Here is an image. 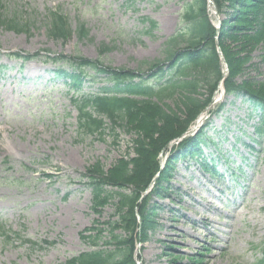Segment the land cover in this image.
<instances>
[{
    "label": "rangeland",
    "instance_id": "obj_1",
    "mask_svg": "<svg viewBox=\"0 0 264 264\" xmlns=\"http://www.w3.org/2000/svg\"><path fill=\"white\" fill-rule=\"evenodd\" d=\"M191 1L0 0V20L15 15L30 25L28 31L17 32L0 23V225L5 231L0 228V264H59L90 250L81 233L89 234L84 229L93 220L105 228L114 211L112 203L99 216L91 210V188L83 175L96 161L108 169L126 155L134 136L91 108L89 112L103 120V134L80 127L74 100L95 96L112 84L105 74L85 68L81 87L74 89L69 79L55 75L56 68L77 71L61 58L99 59L147 76L143 62L163 60L166 41L189 27L183 14ZM54 9L67 17L73 30L84 23L88 36L51 37L47 17ZM144 17L157 26L148 29ZM104 45L111 50L101 52ZM261 54L260 48L251 53L254 65L237 82L246 76L264 78ZM167 78L149 83L158 87ZM174 99L163 102L175 109ZM257 114L251 104L232 95L220 96L202 113L212 140L203 152L214 159L218 173L211 176L188 156L176 160L162 183V197L150 200L156 204L151 207L156 227L149 240L137 246L136 262L260 264L264 135L254 133ZM160 156L164 161L166 154ZM201 217L209 221L200 224ZM107 234L104 229L99 247Z\"/></svg>",
    "mask_w": 264,
    "mask_h": 264
},
{
    "label": "trees",
    "instance_id": "obj_2",
    "mask_svg": "<svg viewBox=\"0 0 264 264\" xmlns=\"http://www.w3.org/2000/svg\"><path fill=\"white\" fill-rule=\"evenodd\" d=\"M212 2L221 18L218 45L228 67V75L223 80L225 97H241L251 104L253 113L258 111L254 133L263 136L264 78L258 80L246 76L240 82L236 78L254 65L251 63L253 51L260 48L264 59V0ZM2 18L0 23L9 30H29V23L21 17ZM47 18V31L55 39L66 40L74 33L79 39L88 36L89 30L84 23L81 22L73 30L67 17L57 9L49 11ZM183 18L189 27L166 41L164 59L143 62L149 70L147 76L142 72L104 65L99 59L79 56L72 60L61 58L76 65L77 71L56 68L55 75L68 78L69 85L74 89L81 87L86 76L85 68L105 74L112 82L111 87H102L95 96L74 100L80 127L90 133L103 134V120L94 117L89 112L91 108L98 115L106 116L113 125L120 123L134 137L126 155L108 169H104L99 161L86 167L83 177L91 188V210L99 216L103 207L112 203L114 211L112 217L104 221L105 228L98 220H93L92 225L84 229L89 234L81 233V239L92 249L59 264H137L134 257L137 244L149 240L156 227L152 219L151 196H142L152 180L155 179L152 193L162 197L165 191L162 183L168 180L173 164L186 156L196 159L211 176L216 175L214 159L209 160L203 152V147L212 143L206 134L207 123L194 135L173 144L170 149L166 148L168 143L188 130L211 102L222 78V65L215 44L217 29L209 17L207 0L187 3ZM141 21L148 23V29L157 26L148 17ZM109 50L111 48L104 45L101 52ZM16 56L20 55L16 53ZM165 75L168 78L158 87L149 83L150 79L160 80ZM165 98H175V109L163 102ZM162 151L167 153V157L160 169L159 154ZM139 199L141 202H138ZM0 228L4 233V227L0 225ZM104 229L108 230V239L99 247L97 240ZM93 231L95 234H92ZM262 254L264 257V249ZM260 264H264V259Z\"/></svg>",
    "mask_w": 264,
    "mask_h": 264
},
{
    "label": "water",
    "instance_id": "obj_3",
    "mask_svg": "<svg viewBox=\"0 0 264 264\" xmlns=\"http://www.w3.org/2000/svg\"><path fill=\"white\" fill-rule=\"evenodd\" d=\"M208 3L209 4H211V8H213V11H214V14L216 15V18H217V21H218V25H217V32H218V29H219V26H220V20H219V16H218V14H217V12H216V8H215V5L212 3V1L211 0H208ZM215 44H216V52H217V54H218V56H219V60H220V62L221 63H223L224 64V70H223V72H222V79H224V77L228 74V67H227V64H226V62H225V60H224V57H223V55H222V51H221V49H220V47H219V45H218V35H216V37H215ZM220 85H222V81H221V84ZM217 93V91L215 92V94ZM212 102H214V100L212 101ZM194 129H196V128H194ZM184 137H186L185 135H182V136H180V138L179 139H177L176 140V142L177 141H180L182 138H184ZM167 146H169V144L167 145ZM145 194V193H144Z\"/></svg>",
    "mask_w": 264,
    "mask_h": 264
},
{
    "label": "bare ground",
    "instance_id": "obj_4",
    "mask_svg": "<svg viewBox=\"0 0 264 264\" xmlns=\"http://www.w3.org/2000/svg\"><path fill=\"white\" fill-rule=\"evenodd\" d=\"M212 1V0H211ZM210 5V4H209ZM215 8H216V6H215ZM212 11H213V8H212ZM209 13H211V10L209 11ZM212 13H214V12H212ZM220 97V94H219V92L217 93V95H216V97H215V99L217 100L218 98ZM203 119V118H202ZM201 121V119H199V120H197L196 122H194L192 125H191V129L190 130H192V129H194V128H197L199 125H200V122ZM205 125H203V127H204ZM202 128V127H201ZM163 157V156H162ZM154 183H155V180L153 181ZM154 183H152L151 185H150V188L145 192V194H144V197L145 196H147V195H150L151 196V199H153V196H154V194L152 193V189H153V187H154ZM150 206L152 207V206H156V204H154V203H152V205L150 204ZM209 220H208V218L207 217H201L200 218V224H205L206 222H208ZM175 234V233H174ZM212 261H213V259H211Z\"/></svg>",
    "mask_w": 264,
    "mask_h": 264
}]
</instances>
